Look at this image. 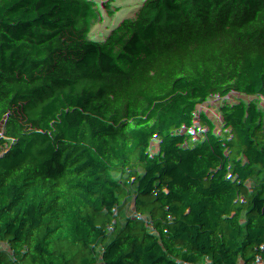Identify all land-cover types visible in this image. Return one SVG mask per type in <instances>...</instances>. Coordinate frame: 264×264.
Instances as JSON below:
<instances>
[{
	"label": "trees",
	"instance_id": "16d2710c",
	"mask_svg": "<svg viewBox=\"0 0 264 264\" xmlns=\"http://www.w3.org/2000/svg\"><path fill=\"white\" fill-rule=\"evenodd\" d=\"M45 7L56 23L87 31L68 69L91 95L70 117L101 133L50 171L57 135L26 120L14 86L0 87V264H135L169 228L190 224L224 238L180 234V264H264V21L249 29L264 0ZM0 20V43H9L2 0ZM33 63L31 81L65 64L37 54ZM159 251L175 264L163 243Z\"/></svg>",
	"mask_w": 264,
	"mask_h": 264
},
{
	"label": "rangeland",
	"instance_id": "374dc122",
	"mask_svg": "<svg viewBox=\"0 0 264 264\" xmlns=\"http://www.w3.org/2000/svg\"><path fill=\"white\" fill-rule=\"evenodd\" d=\"M4 10L11 16L12 25L10 28V42L0 43V87L14 86V96L20 101L24 108L26 120L36 127L44 128L55 132L59 143L51 155L47 169L53 172H62L71 160L76 158L82 150L92 148L97 141L100 131L98 129L79 130L74 128V121L70 117V111L81 99H87L91 95V88L87 85H73L71 82L63 84L56 79L55 72L49 79L31 81L34 75L33 56H49L63 62L70 68L72 60L69 55L74 48L70 42L73 35L69 32L71 28L60 26L54 22L58 29L66 30L62 33L59 30L52 31V39L44 37L38 30V10L33 0H2ZM47 17V16H44ZM264 18L252 22L251 31H257ZM39 38L38 46L30 45L32 38ZM51 39V40H48ZM182 55L177 54L175 63L182 61ZM71 60V62H70ZM11 73L15 78L9 79L2 73ZM28 96L21 99L20 94ZM57 99H56V98ZM31 105L44 109V116L47 117L53 111L56 122L52 123L41 118L30 109ZM59 126L62 129H59ZM69 135V141L65 142L64 135ZM215 232L218 238H224L223 232L217 227H191L189 233ZM174 255V263L180 264L181 252L178 243V236L173 233L167 236L166 241Z\"/></svg>",
	"mask_w": 264,
	"mask_h": 264
},
{
	"label": "built area",
	"instance_id": "2783aa9c",
	"mask_svg": "<svg viewBox=\"0 0 264 264\" xmlns=\"http://www.w3.org/2000/svg\"><path fill=\"white\" fill-rule=\"evenodd\" d=\"M24 1H29V0H24ZM48 38H51L50 34H46ZM39 39L36 38L32 41H30V45L33 47L38 46L39 44ZM56 79L63 83L67 84L71 82V73L70 70L64 66V65H59L56 69L55 72ZM195 226L194 224H190L188 226H185L183 228H179L178 226H173L169 228L164 234L161 236L157 237L156 240L152 243V248H151V253L149 257H144L141 256L135 264H165L166 258L161 255L159 251V245L169 236L170 234H174L179 236L182 233H189L191 227Z\"/></svg>",
	"mask_w": 264,
	"mask_h": 264
},
{
	"label": "crops",
	"instance_id": "0c3cea01",
	"mask_svg": "<svg viewBox=\"0 0 264 264\" xmlns=\"http://www.w3.org/2000/svg\"><path fill=\"white\" fill-rule=\"evenodd\" d=\"M33 2L35 4V7L39 8L38 17L40 18V16H42L41 18H46V17H44V16H47V11H46V7H45V0H33ZM47 19H48V21H47V25H46V31L51 36H52V31H55V30H59L62 33H66V30L64 31V30L58 29V27H56V24L54 23L55 22L54 20H52V19H50L48 17H47ZM0 23H1V20H0ZM60 26H63V25H60ZM64 27H66V26H64ZM67 28H71V31H69V32L73 35V37H71V40H70L69 43H71L72 45L74 43V48H75V46L77 45V43H79V41H81L84 38H86L87 31L84 28H72V27H67ZM40 29L41 28H40V25H39L38 30L40 31ZM34 39H36V37L32 38L31 40H34ZM51 39H48V40H51ZM70 62H71V60H70ZM72 63L73 62H71V64ZM169 242H170V239H169V241L165 242V246H167L168 248H169V245H168Z\"/></svg>",
	"mask_w": 264,
	"mask_h": 264
},
{
	"label": "water",
	"instance_id": "95a60500",
	"mask_svg": "<svg viewBox=\"0 0 264 264\" xmlns=\"http://www.w3.org/2000/svg\"><path fill=\"white\" fill-rule=\"evenodd\" d=\"M5 77L9 78V79H12V78H15L16 75L14 74H11V73H5L3 72L2 73ZM28 95L27 94H24V93H21L20 94V98L23 99L25 97H27ZM30 109L33 110L35 113H37L41 118L45 119L46 121H49V122H52V123H55L56 122V119H55V115L53 113V111H50L48 116L45 117L44 116V109L43 108H40V107H37L35 105H31L30 106ZM59 129H62L61 126H59Z\"/></svg>",
	"mask_w": 264,
	"mask_h": 264
}]
</instances>
